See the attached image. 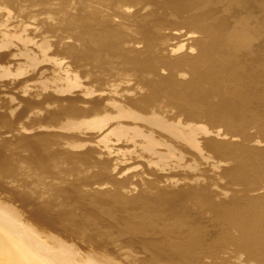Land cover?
<instances>
[{"label":"rangeland","instance_id":"rangeland-1","mask_svg":"<svg viewBox=\"0 0 264 264\" xmlns=\"http://www.w3.org/2000/svg\"><path fill=\"white\" fill-rule=\"evenodd\" d=\"M13 4L18 5L14 6L20 11L19 21H34L37 35L40 32L42 39L64 48L62 58L71 64L77 60L72 69L81 87L53 99L82 97L66 105L48 98L49 92L32 88L40 80L55 81L57 74L49 72L33 81L26 74L0 82L8 84L0 87V113L6 117L0 120V143H8L0 149L8 163L0 170L1 208L15 210L23 224L49 236L48 241H53V234L54 242L90 260L264 264V0H13ZM181 45L184 51L175 54ZM28 79L20 86L14 83ZM154 81L160 82L153 86ZM23 89L28 93H20ZM88 89L98 91L96 96L106 93L104 108L117 102L141 115L129 99L149 97L155 90L159 94L150 95L146 111L168 123L202 125L199 138L196 134L201 153L190 145L182 152L181 163L191 169L172 161L160 171L141 160L139 153L113 157L102 151L97 143L101 137L86 124L119 112L108 106V111L96 114L84 101L91 98ZM17 95L29 103L25 114L20 115L24 105ZM208 112H215L219 120L211 122ZM69 124L75 128L44 131ZM118 125L131 126L113 121L109 130ZM22 128L33 130L25 134L31 139L27 145L18 139ZM203 130H221L231 142L204 143L209 136ZM85 142L91 144L90 153L70 150ZM169 176L182 181L173 187Z\"/></svg>","mask_w":264,"mask_h":264},{"label":"bare ground","instance_id":"bare-ground-1","mask_svg":"<svg viewBox=\"0 0 264 264\" xmlns=\"http://www.w3.org/2000/svg\"><path fill=\"white\" fill-rule=\"evenodd\" d=\"M16 2H18V1H16ZM18 4H19V2H18ZM14 5H17V4H13V0H9V2H8V0H6L4 2H0V82L7 81V83H8V78H10L12 76L13 77L15 76V78L16 77L19 78V76H22L23 77L26 74H28L26 76H29V78L31 77L32 78V81H33V78H37L35 76L40 75V77H41L44 73L49 72V73H51L53 75L57 74L55 76V77H57V79L56 80L54 79L55 81H53V79H52V82H48V81H42V82H40L41 81L40 80L39 83L36 81L38 83V85H36L35 87H32L33 85L31 86L34 89L37 88L38 89L37 91L39 93H47V92H49V93H47L48 94V98L53 99L54 95H56V96L64 95V94H67L69 92H72L76 88H80L81 86L78 85L79 82H78V79L76 77V74L74 73V70L72 69V68L75 69V67L72 66V65H73V63H75L74 61L76 59L74 57H72L75 60L71 64L66 58H62V56H63L64 53H61L60 51L62 49L64 50V48L59 49V46H58L59 44L58 43L57 44L56 43L55 44L54 43H48L47 41H45L48 38L47 39L44 38L45 40L42 39L41 38V35H40L41 34L40 32H39V35L40 36L37 35V32L35 30L36 23H34L35 25L32 24L34 22L33 20H32L33 22L29 23L28 20L27 21L26 20L24 21L22 19L24 17L23 16L21 18L23 21L22 22L19 21L18 20L19 15H17V14L20 11L19 10H17L18 12L15 11V9H16V7L18 5L16 7ZM19 6H20V4H19ZM166 15H168V14H166ZM43 29H45V28H43ZM42 33H44V32H42ZM105 33H107V32H105ZM38 36L40 37L41 40H38L39 39ZM98 40H100V39H98ZM52 42H54V41H52ZM97 44H98V42H97ZM102 48H103V46H102ZM184 48H185V45L184 46L181 45V47L176 48L173 51H174L175 54H177V53H180V52L184 51ZM67 49H69V48H67ZM70 51H73V50H71V48H70ZM64 52L66 53L65 50H64ZM68 52H69V50H68ZM203 52H205V51H203ZM212 55H214V53ZM212 55H211V57H212ZM187 56H189V55H187ZM205 56H207V55H205ZM188 58H190V57H188ZM182 59L183 60H188V59H184L183 56H182ZM208 59H209V57H208ZM71 60H73V59H71ZM190 61L192 62L193 60H190ZM180 63H182V62H180ZM201 65H205L204 62L203 63L201 62ZM44 66H46V68H47L46 70L43 69ZM209 66H211V65H209ZM70 67H71V69H70ZM146 67H148V66H146ZM202 69L203 68H201V70ZM222 69H221V72H222ZM13 70L15 71L14 74H13ZM140 70H142V69H140ZM144 70L146 71V69H144ZM145 71H143V72H145ZM143 72H141V73L144 75ZM146 73H148V72L146 71ZM136 75L140 76L139 74H136ZM189 75H190V73H189ZM206 75H203V76L205 77ZM58 76H60V77H58ZM46 77L47 76H45V78ZM52 77H54V76H52ZM146 77L147 76H145V77L143 76L142 78L145 79ZM200 77H202V74L200 75ZM158 78L154 77L155 80H157ZM163 79H165V78H162V82H163ZM30 80L28 79V80H22V81H18V82L16 81L14 83H15L16 86H20L21 84L29 83ZM146 80L147 79H145V81ZM152 80H153V78H152ZM160 81H158V82H160ZM7 83L6 84H3L2 83L3 85L0 83V87L5 86L7 88L8 87V84ZM147 83H148V81H147ZM157 83L156 82L153 83V86H154V84H157ZM165 83L166 82L159 83V84H164L165 85ZM169 83H172V82L170 81ZM30 85L31 84H29V86ZM27 86L28 85H26L25 87H27ZM157 88H160V87H157ZM192 88H193V86H192ZM29 89L30 88H28V90ZM156 90L159 91L158 89H156ZM167 90H169V89H167ZM154 91H153V93L150 94L151 96H156L157 94H159V93H154ZM161 91H160V93H161ZM214 91H216V90H214ZM97 92L98 91H94V90H89L88 89L86 91V95H89L91 98L85 100V98L83 97L85 103H87L89 105H92L94 107V110L96 109V111H95L96 114L98 113V114L101 115L102 114L101 112L103 110L108 111L110 109L108 106H110V107L114 106L116 108L115 110H117L119 112V115L117 114L118 116H116V117L113 116L114 118H111L110 116H105V114H104V116L102 115L101 117H96L93 120L90 119L91 121L88 120L89 122L86 121L87 122L86 125L89 128H91L93 131H96V134H98L101 137L97 143H98V145L101 146L102 151H104L105 153H108L110 156H113V157H118V156L120 157L122 155H125L127 157V155H132V154L139 153L138 154V157H141L140 158L141 160H143L144 162H146L148 165L154 163V165L157 166V168L160 171H164L165 170V167H169L171 165L170 163L172 161H176V162H174L175 163V166H179V168H181V169H191V166L190 165L188 166L187 163H184V162L181 163V161L184 160V159H182V152H183V150H187V147H186L187 145H190L193 149H195V150L199 151V153H201V149H200L201 146H200V144H199V142L197 140L196 134L198 135V138H199V135L200 134L197 132L198 131L197 129L198 128L199 129L200 128H203L202 125H199V124H195V125L192 124L191 125V124H189L187 122H183V121H180V120L176 124L168 123V121H166L162 116L157 115L155 112L151 114L150 112L146 111V110H148V109H146L147 106L148 105L150 106V104L152 102L151 96L149 95V97H148L147 96L148 94H146V97L144 95L145 98H143V96L140 97V99L137 98L139 101L137 99H135V100L134 99H129L130 100V103H132V104L134 103L133 105H135L139 111H142V114L144 113L143 115H141V114H139L137 112V110H133V111L132 110H126L124 107H121L117 102H112V103L108 104V106L106 108H104L102 106L103 105L104 98H102V97L104 95H106V93H102L101 91H99L100 94L98 93L99 95L96 96L97 95ZM170 92H171V90H170ZM20 93H25L26 94V93H28V91H27V89H25V90L23 89V91L20 92ZM166 93H168V91ZM191 93H189V94H191ZM220 94H222V93L220 92ZM207 95H209V94H207ZM80 96L77 94L75 96V98H72V97L71 98H56V99H53V100L60 101L61 104H64L65 103L66 105H68V104H71L72 102L74 103V101L79 102L78 100L81 99V97H82V96L81 97ZM17 97H18L17 99H19L20 103H23V105H24V108L22 109V112L20 113V115L25 114L29 110L28 109L29 107H27L29 103L27 102L26 99L20 98V96H18V95H17ZM224 100H223V102H224ZM84 101H83V103H84ZM80 103H81V101H80ZM80 103H78V104L80 105ZM78 104L76 103V105H78ZM41 105H42V103H39L37 105V107L38 106H41ZM101 106L103 108H101ZM73 108L71 107V109H73ZM132 109H134V108H132ZM88 110H84V111L86 112ZM90 110H92V109H90ZM54 113H56V112H54ZM214 113H211L210 114V112H208V114H209L208 117H209V119H210L211 122H215L217 119L219 120V118H217V115L214 114ZM203 114H205V113H203ZM85 116H88V115L85 114ZM197 116H199V115H197ZM197 116H196V118H197ZM83 117H84V115H83ZM204 117H207V116L205 115ZM5 118H6L5 117V114H1L0 113V120L2 121ZM111 119L114 122L115 121H117V123L118 122H124V123H128V125H131V126H126V125L125 126H121V125H118V126H120V128H114V129L112 128V129L109 130L110 124L113 122ZM188 119H190V118H188ZM221 119H223V118H221ZM198 120H200V119H198ZM184 121H186V120H184ZM188 121H191V120H188ZM196 122H198V121H196ZM85 123H84V125H85ZM71 124H73V123H71ZM226 125H227V123H226ZM142 126H144V127L142 128ZM44 128H45V126H44ZM72 128H75V125L72 126V125L69 124V125H65L63 127H57V128L47 127L46 129H44V131H46V133L48 132V130H50L49 132H54V131H56V132H60V131L64 132L65 130H69V129H72ZM210 128H211V125H210ZM22 129H23V134L20 133V136H19L18 139L20 140L19 142H22L24 145H27L25 142L30 143L28 141L30 138L26 137L25 134L33 133L32 132L33 130L25 129V128H22ZM40 130H39V132H42L43 131V130H41V131ZM203 131L206 132L207 135L209 136V137L205 136L203 138L206 141L204 143L210 142V143H214L213 145H215V146H222L223 143L228 144L229 142H231V141L227 140V134L225 132L221 131V130H217V131L216 130H212V131L211 130L210 131L203 130ZM194 132H195V134H194ZM40 134L34 135V137L35 136L38 137V135H40ZM229 134H231V133H229ZM42 135H44V134H42ZM42 135L39 138H41ZM112 135H114L115 138L110 141L109 138ZM45 136H43V137H45ZM210 136H212V137H210ZM34 137H33V139H35ZM217 138H220V141ZM216 143H218V145ZM20 145H21V143H20ZM123 145H131L132 146V150H120L119 147H121ZM7 146H8V143L6 144L5 141H3V142L0 143V149L1 150L3 148L4 149L7 148ZM207 146H209V145H207ZM91 148H92L91 147V144L88 143V142L79 143V144H73V145L70 146V150L71 151L77 152L78 150L79 151L80 150H84V151H86V152H84V154L90 153L92 151ZM218 148H220V147H217V149ZM224 148H225V146H224ZM224 153H223V155H224ZM219 155H221V154H219ZM82 156H85V155H82ZM199 156H200V154H199ZM128 159H129V157H128ZM3 160L4 159L0 156V170L6 169L8 167V163L7 162L5 163L6 160H4V161ZM217 167H218V165H217ZM219 168H220V166H219ZM185 171L186 170H184V172ZM191 177H193V176H191ZM168 178H169L170 181L172 180L170 183L173 184V187H174V184H179L180 181H182V179L180 180V178L177 179V178H174L173 176H169ZM182 189H181V191H182ZM176 190H177V187H176ZM248 191H250V190H248ZM245 192H246V190H245ZM173 193H175V192H173ZM110 195H111V193H110ZM140 203H138V204H140ZM149 205H150V203H149ZM225 205H227V204H225ZM13 211H11L8 208H1V206H0V264H100L98 262H101L103 264H109V262H105L103 260H98V259L90 260V259H86V258H82V257L77 256L75 253H73L72 251H70L69 248L67 246H65L64 244H62L61 242H54L57 239H56V237L53 236V234H50V236H51V238H52L53 241L52 242L48 241L49 238H50L49 236L42 235L38 231H36V230H34L32 228H29L28 226H26L25 224H23L16 217L15 214L17 212H15V210H13ZM245 218H247V217H245ZM239 219H240V217H239ZM233 220H235V219H233ZM230 221H231V219H230ZM175 225H177V224H175ZM251 227H249V228H251Z\"/></svg>","mask_w":264,"mask_h":264},{"label":"water","instance_id":"water-1","mask_svg":"<svg viewBox=\"0 0 264 264\" xmlns=\"http://www.w3.org/2000/svg\"><path fill=\"white\" fill-rule=\"evenodd\" d=\"M192 77H193V75H192ZM185 82H186L187 84H191L190 81H189V82L185 81Z\"/></svg>","mask_w":264,"mask_h":264}]
</instances>
